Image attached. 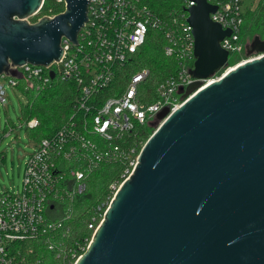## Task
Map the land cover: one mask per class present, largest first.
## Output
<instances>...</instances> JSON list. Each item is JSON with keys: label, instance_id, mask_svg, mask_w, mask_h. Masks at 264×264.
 Wrapping results in <instances>:
<instances>
[{"label": "water", "instance_id": "water-1", "mask_svg": "<svg viewBox=\"0 0 264 264\" xmlns=\"http://www.w3.org/2000/svg\"><path fill=\"white\" fill-rule=\"evenodd\" d=\"M64 1L61 13L29 23L43 0H0V76L51 67L63 40L77 45L90 0ZM191 1L195 81L179 89V107L156 115L74 264H264V39L245 46L257 57L213 80L228 65L220 42L230 30L211 21L215 5Z\"/></svg>", "mask_w": 264, "mask_h": 264}, {"label": "built area", "instance_id": "built-area-1", "mask_svg": "<svg viewBox=\"0 0 264 264\" xmlns=\"http://www.w3.org/2000/svg\"><path fill=\"white\" fill-rule=\"evenodd\" d=\"M184 1V11L164 21L154 16L142 0H90L88 20L78 35L77 45L63 40V54L58 62L48 68L25 65L17 69L20 79L0 76V81H6L17 91L21 81L28 90L44 86L56 77L62 82L74 83L77 90L70 124L49 138L34 143L35 150L25 161L21 193L14 195L7 190L0 191V264H74L82 255H78V251L83 252V248L67 247L62 240L64 235L59 234L68 217H53L57 215L61 202H71L76 194L85 190L86 177L103 161L121 160L133 169L138 145L125 146V137L136 133L138 126L152 125L164 108L172 111L179 107L180 97L176 98L175 92L180 95V88L185 89L195 81L189 74L193 68L190 63L194 60V42L187 23V9L194 2ZM52 2L64 10V0ZM208 2L217 7L210 15L211 21L223 30H230V36L220 42L221 48L228 55L239 54L245 48L241 40L246 11L243 0ZM170 22L176 24L178 34L174 39L173 32L166 30L168 43L164 53L174 58L178 68L173 76L159 85L158 99L152 104L140 101L139 85L149 75L144 69L133 75L117 96L94 101L95 96L113 84L115 67L122 66L144 44L147 32L164 28ZM50 71L54 72L53 79ZM209 82L204 81L205 84ZM6 102L4 84L0 83V106L4 107ZM24 124L26 129H34L38 120L32 118ZM94 136L105 143L104 155L95 152ZM71 160L79 167L69 170V176H66L60 167ZM110 189L113 196L118 189L117 183H113ZM104 207L105 204L100 205L98 211ZM106 209L99 214L97 224L93 219L88 225L93 233L102 223Z\"/></svg>", "mask_w": 264, "mask_h": 264}, {"label": "trees", "instance_id": "trees-1", "mask_svg": "<svg viewBox=\"0 0 264 264\" xmlns=\"http://www.w3.org/2000/svg\"><path fill=\"white\" fill-rule=\"evenodd\" d=\"M154 16L161 20L169 21L178 12L184 11V0H142ZM213 2V0H210ZM62 11L59 5L52 0H44L40 13L37 18L46 15L58 14ZM33 20V22H35ZM243 25L241 28V40L243 37L252 39L259 36L264 39V0H259L254 9H246L243 15ZM166 30L172 31L177 38L176 24L168 23L164 28L150 29L144 44L136 53L129 56L122 66L115 67V79L113 84L102 90L94 101H101L108 97L117 96L127 85L129 79L136 73L146 69L149 71L147 79L139 85L138 96L140 101L145 104H152L158 99L157 87L166 79L173 76L177 72V62L172 57H167L164 53V47L167 45ZM176 30V31H175ZM175 31V33H174ZM239 59L234 57L228 62L227 67L239 63ZM194 60L191 61V66ZM18 91L23 93L26 104L21 107V120L27 122L32 118L38 120V125L34 129H26L32 141L38 142L43 138H49L59 130L66 128L70 124L71 115L75 112V98L77 90L74 83L62 82L57 77L48 81L44 86L25 90L24 83H18ZM101 103V102H100ZM154 127L150 125H142L136 127L135 132L125 137V146L138 145L137 155L142 146L154 132ZM92 139L97 143L96 153L104 155L106 153L105 143L100 142L99 138L94 136ZM109 145V143H108ZM74 161H66L60 167L63 173L69 176L71 169H78ZM129 169L127 162L121 160L107 159L94 169L85 179V190L76 194L71 202L65 201L60 203L57 215L53 218L66 216V222L60 229L62 240L69 248L81 247L86 250L91 240L93 231L88 229V225L92 222L97 224L100 221L99 214L103 213L107 204L112 199V190L110 186L117 183L118 187L123 183L125 178H121L125 169ZM105 204L104 209L98 211V207ZM83 251V252H84ZM78 251V255L83 254Z\"/></svg>", "mask_w": 264, "mask_h": 264}, {"label": "rangeland", "instance_id": "rangeland-1", "mask_svg": "<svg viewBox=\"0 0 264 264\" xmlns=\"http://www.w3.org/2000/svg\"><path fill=\"white\" fill-rule=\"evenodd\" d=\"M258 1L259 0H243V9H254ZM35 19L37 21L40 18H37V15H34L33 17L28 18L27 21L29 23H34L33 20ZM252 39H248L244 36L242 40L243 45L246 46L250 44ZM257 56L258 55L253 54L250 57H246V51L243 47L239 54H229L228 62H230L234 57H237L240 60V63ZM233 66H226L225 69L212 79L215 80L216 78H219ZM0 83L4 84L7 97L6 105L4 107L0 106V191L7 190L14 195H18L21 193L23 187L25 161L35 150V145L26 131L24 122L20 118L21 107L26 104L25 97L16 89L9 87L6 81L1 80ZM174 96L178 99L180 97L177 92H175ZM151 123L152 125H148L153 126L154 129H156L160 122L153 120ZM137 151L138 148L134 158L137 156ZM129 172L128 168L125 169L121 178H125Z\"/></svg>", "mask_w": 264, "mask_h": 264}, {"label": "bare ground", "instance_id": "bare-ground-1", "mask_svg": "<svg viewBox=\"0 0 264 264\" xmlns=\"http://www.w3.org/2000/svg\"><path fill=\"white\" fill-rule=\"evenodd\" d=\"M240 63H242V62H240ZM228 70H230V69H228ZM228 70H227V71H228ZM210 81H212V80H210Z\"/></svg>", "mask_w": 264, "mask_h": 264}]
</instances>
